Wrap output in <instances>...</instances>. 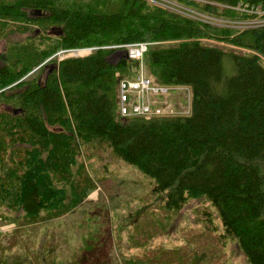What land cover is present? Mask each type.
I'll list each match as a JSON object with an SVG mask.
<instances>
[{"label": "trees", "instance_id": "16d2710c", "mask_svg": "<svg viewBox=\"0 0 264 264\" xmlns=\"http://www.w3.org/2000/svg\"><path fill=\"white\" fill-rule=\"evenodd\" d=\"M180 1L234 20L264 10V0ZM3 40L0 104L11 110L0 111V210L28 223L71 212L96 188L82 147L106 145L155 179L166 208L208 196L227 234L264 264V26L212 24L143 0H0ZM138 42L151 44L159 83L191 88L190 114H119L117 73L129 75L125 46ZM45 61L54 66L40 69L44 79L29 78Z\"/></svg>", "mask_w": 264, "mask_h": 264}, {"label": "rangeland", "instance_id": "374dc122", "mask_svg": "<svg viewBox=\"0 0 264 264\" xmlns=\"http://www.w3.org/2000/svg\"><path fill=\"white\" fill-rule=\"evenodd\" d=\"M176 2L187 13L184 15L203 22L232 28L245 26ZM12 38L22 37L14 34L10 41ZM206 41L223 45L212 39ZM5 45L3 40L0 49ZM147 55L142 62L131 60L129 75L117 73L118 79L135 77L141 71L154 76ZM55 57L61 60L60 55ZM46 62L28 77L40 75L44 79L46 72L40 69L45 64L51 70L54 66ZM231 64L227 59L228 69ZM171 94L169 100L174 105L185 106L184 90L174 88ZM3 109L11 110L0 104V111ZM81 161L96 188L71 212L28 223L22 220V213L0 210V264H140L136 259L145 264L155 260L163 264H253L238 238L227 234L220 211L208 196L189 198L180 210H170L163 204V193L154 190L155 179L108 146L82 147Z\"/></svg>", "mask_w": 264, "mask_h": 264}, {"label": "built area", "instance_id": "2783aa9c", "mask_svg": "<svg viewBox=\"0 0 264 264\" xmlns=\"http://www.w3.org/2000/svg\"><path fill=\"white\" fill-rule=\"evenodd\" d=\"M152 5H159L164 8L174 10L179 13H184L180 9V5L176 2L180 0H143ZM258 13V16L252 19L246 20H234L232 21L244 23L245 26L239 27H253L255 25L264 26V10L259 7L255 10ZM259 17H262L260 19ZM256 21H259L260 24H255ZM238 27V28H239ZM150 43L148 42H138L135 44H129L125 46V52L127 57L131 60L143 61L146 53L149 50ZM93 51V48L86 47L80 49H74L70 51H60L57 55L65 58L67 52H71L73 55H85ZM180 89L186 92V104L182 107H177L169 100V97L172 95L171 90ZM159 97H164L160 99ZM117 100L119 114L122 117H144L152 118L156 116L167 117V116H176V115H188L192 111V93L189 86H179V85H164L157 81L156 78L152 75H146L141 71L138 75L132 78L122 77L118 80L117 86Z\"/></svg>", "mask_w": 264, "mask_h": 264}, {"label": "water", "instance_id": "95a60500", "mask_svg": "<svg viewBox=\"0 0 264 264\" xmlns=\"http://www.w3.org/2000/svg\"><path fill=\"white\" fill-rule=\"evenodd\" d=\"M20 111V109H17L15 112L18 113Z\"/></svg>", "mask_w": 264, "mask_h": 264}]
</instances>
